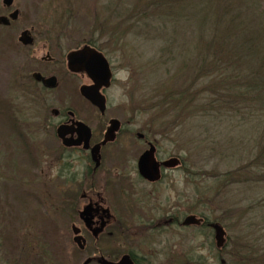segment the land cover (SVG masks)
Returning a JSON list of instances; mask_svg holds the SVG:
<instances>
[{
  "label": "rangeland",
  "instance_id": "374dc122",
  "mask_svg": "<svg viewBox=\"0 0 264 264\" xmlns=\"http://www.w3.org/2000/svg\"><path fill=\"white\" fill-rule=\"evenodd\" d=\"M155 1L14 0L7 7L0 0V18L11 23L10 27L0 24V108L2 102L9 105L11 118H0V264L15 263L18 235V245L25 246L21 243L24 238L31 244L26 246L22 264H32L40 253L33 243L38 239L45 241L50 254L55 249L62 253L60 264H83L96 249L90 245L85 252L78 251L70 233L61 234L46 223L47 214L69 210L75 185L59 177V166L52 158L44 160V149L50 148L49 155L53 152V139L45 134H40L38 140L25 136L21 140L19 136L20 131L28 133L21 118L31 101L21 85L29 83V73L35 65L22 46L32 45L31 36L26 43L20 38L25 31L31 34L32 27L65 37L67 49L90 41L103 46L117 73L109 92L111 116L131 120L134 136L142 132L155 140L160 158L175 156L183 162L176 188L160 186L162 207L171 199L180 211L192 210L193 215L220 224L227 234L223 248L217 247L211 228L129 237L115 234L112 239L104 237L98 245L107 258L119 259L132 251L142 264H177L170 259H181L182 255L185 259V252L192 250L190 264H219L221 260L225 264H264V177L257 176L258 170L250 167L258 153L259 121L242 116L217 123L203 115H193L187 101L179 110V100H167L170 92L185 95L195 59L194 42L206 50L208 36L194 34L191 23L165 22L166 15ZM188 3L191 5L192 0ZM16 11L18 18L12 20L10 15ZM173 57L178 59L173 68L159 66ZM183 62L188 63L189 70L181 77L178 71ZM31 121L38 126L36 120ZM10 122L17 135L9 127ZM35 144L41 146L38 152ZM121 147L132 157L142 145ZM34 164L39 168H32ZM28 230L34 233L32 237L26 236ZM143 255L150 256L149 263L144 262Z\"/></svg>",
  "mask_w": 264,
  "mask_h": 264
},
{
  "label": "flooded vegetation",
  "instance_id": "af4514ba",
  "mask_svg": "<svg viewBox=\"0 0 264 264\" xmlns=\"http://www.w3.org/2000/svg\"><path fill=\"white\" fill-rule=\"evenodd\" d=\"M10 25L11 23L6 27ZM30 32L32 45L22 46L34 59L35 65L29 73V83L21 85L31 99L30 106H25L21 118L28 126V133L20 131L19 136L23 138L21 140L25 137L38 140L40 134H45L47 138L53 139V154L49 155V147L46 151L42 149L44 160L46 162L52 158L54 164L59 166V177L66 183H74L75 191L68 211L47 214L45 219L59 233H70L72 244L78 251L83 253L90 245L96 247L83 264L88 260L91 261L89 264H100V258L117 263L125 255H129L135 264H142L138 255L132 251L114 260L107 258L98 248L104 237L112 239L115 234L129 237L146 232L184 233L193 228L213 230L211 224L214 223L204 216H197L203 220L200 226H184L186 219L193 216L192 210L180 211L178 204L172 203L171 199L165 208L162 207L160 186L166 184L170 189L176 188L178 173L184 168L183 162L175 156L160 158V150L155 140L142 132H137L134 136L131 120L111 116L109 92L117 81V73L104 50L92 41L67 49L64 43L68 39L65 37L55 36L48 30L35 27ZM83 50L82 55L75 57L71 68L69 56ZM98 54L108 62L109 73L105 61ZM107 74L111 76L110 79ZM51 79L52 84L45 82ZM83 89L105 98L104 112L83 96ZM66 93L70 96L67 99ZM1 104L0 118L7 117L9 121L10 106L5 102ZM31 120H36L38 126L31 124ZM114 120L118 121L115 138L104 144ZM12 122L8 125L17 135ZM134 143L142 145V148L129 157L128 150L121 146ZM38 145L34 146L37 152L41 148ZM27 149L30 150L29 147ZM151 150L150 173L157 177L159 171L160 180L157 181L145 178L139 168L141 157ZM175 159L179 163L171 162ZM32 168H39V165L34 164ZM162 210L165 212L161 213ZM158 212L161 213L160 216H157ZM26 233V236L34 235L31 230ZM18 236L15 238L16 260L12 264H22L21 259L27 252L26 246L31 245L25 238L21 239L25 246L18 245ZM76 238L79 242H76ZM34 242L40 253L32 264L62 263L61 252L54 248L50 254L45 249L48 245L43 239ZM81 245L84 246L83 249ZM149 251L151 255V250ZM191 251L185 252V259L182 255L181 259L176 256L170 260H173L172 263L178 264L182 260V264H190ZM149 255L142 256L144 262H150ZM219 264H225L224 260Z\"/></svg>",
  "mask_w": 264,
  "mask_h": 264
},
{
  "label": "trees",
  "instance_id": "16d2710c",
  "mask_svg": "<svg viewBox=\"0 0 264 264\" xmlns=\"http://www.w3.org/2000/svg\"><path fill=\"white\" fill-rule=\"evenodd\" d=\"M155 2L166 15L165 22L191 23L194 34L208 36L206 50L194 42L195 59L185 95L170 92L167 100H179V110L187 101L193 107V115H203L217 123L242 116L256 117L259 147L250 167L258 170L257 176L264 177V1L192 0L191 5L189 0ZM171 53H175L172 46ZM176 61L173 57L159 66L173 68ZM188 68V63L183 62L178 71L181 77Z\"/></svg>",
  "mask_w": 264,
  "mask_h": 264
},
{
  "label": "water",
  "instance_id": "95a60500",
  "mask_svg": "<svg viewBox=\"0 0 264 264\" xmlns=\"http://www.w3.org/2000/svg\"><path fill=\"white\" fill-rule=\"evenodd\" d=\"M14 0H4V4L7 7H11L13 5ZM18 14L19 12L16 11L15 13H13L12 15H10V18L12 20H16L18 18ZM10 23L9 19L7 18H0V24L3 25H8ZM30 33L28 31H25L20 38V41L26 43V39L27 37H29ZM31 42V41H30ZM84 53V50L81 52H75L73 54H71L69 56V62H70V67L73 68V63H74V59L77 55H82ZM99 57H101L105 62V65L107 67V71L109 73V67H108V62L105 60V58L101 55L98 54ZM100 71V70H99ZM94 77V76H93ZM107 77L110 79L111 76L109 74H107ZM46 83L52 84V79L51 80H46ZM82 94L85 98L91 100L93 102V104H95L96 106L100 107L102 109V111L104 112L105 110V98L102 96L97 95L96 93L90 94L89 92H87L85 89L82 90ZM116 124H118L117 120H114L112 122V126L111 128L108 130V133L106 135V140L104 141V144H106L108 141H112L115 138V132H116ZM152 154V150L146 152L140 159L139 161V168H140V173L147 179L152 180V181H157L160 180V176H159V171L157 172L158 176L157 177H153L152 174L150 173V164L152 163V161L150 162V155ZM171 162H177L179 163V160H172ZM203 220L199 219L197 216L193 215L190 216L186 219V221L184 222V226H200L202 224ZM211 227L214 230L215 233V240L217 242V247L218 248H223L225 241H226V232L224 230V228L217 224H211ZM81 239V238H80ZM76 242L77 238H76ZM81 248L83 249L84 246L81 245ZM91 261L88 260L85 264H89ZM100 264H135L133 262V260L131 259V257L129 255H125L123 256L119 262L114 263V262H109L107 260H105L104 258H100L99 259Z\"/></svg>",
  "mask_w": 264,
  "mask_h": 264
}]
</instances>
